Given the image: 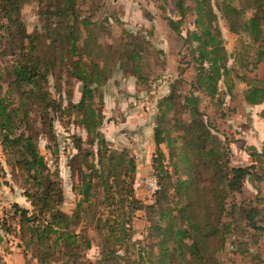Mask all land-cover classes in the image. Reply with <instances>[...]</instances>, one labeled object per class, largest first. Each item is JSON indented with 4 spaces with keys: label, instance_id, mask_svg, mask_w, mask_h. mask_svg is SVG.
<instances>
[{
    "label": "rangeland",
    "instance_id": "rangeland-1",
    "mask_svg": "<svg viewBox=\"0 0 264 264\" xmlns=\"http://www.w3.org/2000/svg\"><path fill=\"white\" fill-rule=\"evenodd\" d=\"M177 2L187 9L180 10ZM223 2L236 7L240 5L239 0H76L75 13L79 16L77 44L81 47L84 39L89 37L95 42L89 45L93 47L91 55H82V59L97 63L103 70L101 85L93 90V108L103 115L99 129L108 150L106 153L123 151L134 162L133 171H129V165L122 171L123 185L127 190L128 185L131 188L129 197L124 189L116 186L115 197L110 204L98 186L92 202L83 204L87 210L83 211L76 207L80 199L73 188L77 176L72 178L68 162L77 153L76 137L82 138L84 149L92 151L88 162L97 164L100 145L85 142L86 134L71 105L80 98L81 83L70 74L68 45L64 41L59 42L56 35L65 34L66 29H51L55 18L45 13L47 7L58 5V0L17 1L22 23L17 25L19 31L22 29L25 34L37 35L36 53L32 52L28 57H37L45 63L53 52H57L64 59L46 76L45 88L54 100V106L45 108L44 103L27 99L26 108L32 124L27 132H38V149L50 170L57 171L60 177L62 204L59 207L72 215L73 221L68 229L80 236V247L72 260L76 264H157L159 255L163 264L183 263L184 256L177 253L175 259L169 260L168 252L172 249L170 235H157L155 228L159 223H167L168 210L175 213L183 204L194 205V200H177L173 185L169 187L166 198H160L155 191L162 184L160 162L173 180L187 178L189 168L185 164L187 153L181 136L182 125L191 120L190 109L195 110V106L199 113L197 119L203 122L204 131L216 138L224 149L221 154L225 163L223 168L229 171L234 167H245L249 172L238 179L239 188L223 187L220 193L223 209L216 214L221 221L233 222L238 228L232 227L221 249L216 250L217 244L212 242L208 254L214 252L221 264H264V101L249 105L243 100L246 81L264 79V58L258 60L256 45H252L245 32L232 28L221 11ZM198 4L214 13L210 22L212 31L222 39L226 53L227 72L218 80V91L213 97L197 87L199 61L193 50L196 43L186 40L189 32L199 30L195 22ZM246 5L243 17L255 12L253 6L257 3L252 1ZM83 17L92 25L84 28L79 23ZM170 20L178 21L177 30ZM3 22L5 20L0 21V97L6 96L9 89L8 72L23 41V37L20 38L23 31L21 35L17 34L18 29L14 25L7 28ZM53 39H57V44L52 45ZM23 44L24 50H28L29 39L25 38ZM79 52V55L83 54V49ZM135 53L138 56L133 60ZM203 64L207 66L208 63ZM171 92L176 101L160 121L165 108L162 100ZM7 95L13 98L11 107H16L15 90ZM192 95L198 98L197 104L189 108L182 106L184 97ZM158 121L162 122L160 126L164 134L173 141L169 146L166 141L157 145L153 139ZM50 124L55 139L48 138ZM22 127L26 129L25 125ZM17 158L16 153H7L0 144V197L8 203L7 222L1 226L0 221V264H42L38 257L44 256L45 248L39 249L35 233L29 227L31 223L26 222L20 211L15 212L13 207L18 201L19 207L32 211L30 201L23 195L31 185L25 183L24 172L13 165ZM92 181L94 184L100 182L97 176H93ZM217 201H220V196ZM237 205L255 208L259 212L255 218L259 228L249 224L245 211L236 213L235 210L234 213ZM37 217L33 227L42 229L46 218ZM118 220L126 228V235L122 238L125 242L121 243H116L112 234L124 235L123 230H112ZM55 238L51 234L49 242H54ZM32 240H35L34 245L29 246ZM50 255L44 256L47 262L43 264H60L68 259L61 256L60 246L53 247Z\"/></svg>",
    "mask_w": 264,
    "mask_h": 264
},
{
    "label": "trees",
    "instance_id": "trees-1",
    "mask_svg": "<svg viewBox=\"0 0 264 264\" xmlns=\"http://www.w3.org/2000/svg\"><path fill=\"white\" fill-rule=\"evenodd\" d=\"M17 1L0 0V21L5 20L3 24L8 25L7 28H11L14 25L18 29L17 25L21 26L22 24L18 15ZM252 1L257 3V5L253 6L255 12L245 17L241 16L245 15L246 4H251ZM239 2V7L223 2L220 7L221 11L228 18L232 28L241 29L248 35L252 45H256L258 60H261V58H264V0H239ZM75 3L76 0H58V5L47 7L45 13L55 18V21L51 23V29H54V31L60 28L66 29L65 34L57 33L56 35L59 42L63 43L64 41L68 45L67 52L69 53L71 64L70 74L81 83L80 98L71 105L75 109L78 122L86 134L87 139L85 142L90 145H100L97 164L93 161L88 162V157L93 155L92 151L84 149L81 146L84 141L81 137H76L77 153L71 156L68 162L72 178L77 176L73 188L79 194L80 199L76 207L87 211L84 210L83 204L89 205L92 202L93 197L98 192V186L100 187L99 191H103L106 199L110 200V204L115 197L114 188L116 186H119L120 190L124 189L125 195L130 196L131 188L128 185L127 190L123 185L122 171L128 165L130 166L129 171H133L134 162L123 151L106 153L108 150L104 147V138L99 129L103 115L100 110L93 108V90L101 85L103 79L101 73H103V70L97 63L86 62V60L82 59V55H91L93 47L89 45L93 41L89 37L84 39L81 47L77 44L78 35L76 29L79 25L77 21L79 16L75 13ZM177 5L180 10L187 9L182 7L181 2H177ZM196 14L198 17L195 22L199 30L189 32L186 40L196 43L193 50L197 53L199 61L196 75L197 87L207 96L213 97L218 91V80L227 72L226 53L222 45V39L218 38L212 31L213 25L210 23L214 16L212 10L205 8L202 4H198ZM238 18L240 19L239 22L237 21ZM79 23L83 24L84 28L92 25V22L85 17ZM170 23L177 30L178 21L170 20ZM21 32L22 35L20 34ZM17 34L21 35L20 38L23 37V41L25 38L29 39V48L25 51L23 41H21L18 56L8 72L10 78L9 89L6 91V96L0 97V144L7 153L14 152L18 155L13 165L18 166L24 172L25 183L31 185L30 188L24 191L23 195L30 201L32 211L30 213L27 208L19 207L16 203L13 204V207L15 212L20 211L26 222L29 221L31 223L29 227L35 233V239L40 246L39 249L45 248L44 256L51 257L52 248L60 246L61 256L68 257L66 261L60 264H76L72 260L80 247L78 243L80 236L68 229V226L73 221L72 215L66 214L59 207L62 204L60 177L57 171L50 170L44 156L38 149V132H27V130H31L32 126L29 122V111L26 108L27 99L31 98L40 104L44 103L45 108L50 105L54 106L55 102L50 98L49 91L45 88L46 76L52 67L64 59L62 54L57 52H53L45 63L37 57L35 59L29 58L28 54L36 53L37 35L25 34L22 29L21 31L18 29ZM55 44H57V39H53L52 45ZM80 49H83V54L81 55H79ZM74 56L77 57L74 59ZM137 56V53H135L132 59L135 60ZM204 62L208 63L207 66L203 64ZM43 65L45 67L42 70ZM246 83L247 88L243 94V100L249 105L261 104L264 101V79L256 78L246 81ZM14 90L17 96V106L11 107L13 98L10 99L7 94L13 93ZM175 101L173 92L162 100L165 108L161 112L162 119L160 121H163L164 115ZM197 101L198 98L196 96H185L182 106L189 108L196 105ZM190 113L191 120L182 125L183 134L181 135L185 140L183 147L187 153L185 162L189 168L187 178H176L173 180L160 162L159 172L161 173L162 184L161 188L155 193L160 198H166L169 187L173 185L174 195H176L177 200L193 198L194 205L183 204L177 208L175 213L168 210L167 215L161 211L160 213L169 216V219L165 224H157L155 230L157 235L162 233L163 235H170L172 241L171 252H168L170 261L175 259V254L177 253L180 256H184L185 260L182 264H221L214 252L210 255L208 254L209 246L213 242L217 244L216 250L221 249L226 235L231 232L232 227L235 225L233 222L221 221L219 214H216L218 210L223 209V197L220 193L225 186H230L232 189L239 188L238 179L249 172L245 167H234L226 171L223 168L225 163L221 158L224 149L219 145L216 138L210 137L204 131L203 122L197 119V114L199 113L196 106L195 110L190 109ZM262 116L264 117V114ZM45 124L46 122L44 121L43 125ZM24 125L26 129L22 127ZM160 125H162V122L159 123L158 121L154 129L153 139L157 145L162 141H166L167 146H169L173 141L164 134V129ZM51 128L50 124L47 130L48 138L55 139ZM160 155H162L161 152ZM173 165L176 167L175 162ZM83 166L86 167L83 168ZM229 173L232 174L230 175ZM93 176L99 178L100 182L98 184L93 183ZM233 185L237 186L233 187ZM219 196L220 201H217ZM215 203H217L216 206ZM116 204H118V201H116ZM235 210L236 213L245 211L249 224L253 228L258 227L255 218L259 216V212L255 208L237 205L234 213ZM37 216L46 218L42 229L38 226L33 227V221L38 218ZM0 221L1 226H3V222H7V214ZM116 223L117 226L112 230H123L124 235L113 232L115 242H125L122 239L126 235L125 225L120 220ZM235 227L238 228L237 225ZM51 234L56 236L55 241L52 243L49 242ZM34 242L35 240L29 241L28 245H34ZM159 244L161 245V241H159ZM86 245L89 246V243L87 242ZM162 251L164 252L163 249ZM110 253H113V251H110ZM44 256L38 257L39 262L42 264L47 262V258ZM159 257L157 264H163L161 255Z\"/></svg>",
    "mask_w": 264,
    "mask_h": 264
},
{
    "label": "built area",
    "instance_id": "built-area-1",
    "mask_svg": "<svg viewBox=\"0 0 264 264\" xmlns=\"http://www.w3.org/2000/svg\"><path fill=\"white\" fill-rule=\"evenodd\" d=\"M5 208L6 203L5 201L0 197V219H2L5 215Z\"/></svg>",
    "mask_w": 264,
    "mask_h": 264
},
{
    "label": "crops",
    "instance_id": "crops-1",
    "mask_svg": "<svg viewBox=\"0 0 264 264\" xmlns=\"http://www.w3.org/2000/svg\"><path fill=\"white\" fill-rule=\"evenodd\" d=\"M19 197L22 198V196H19ZM3 200H4V199H3ZM4 201H5V200H4ZM16 202H18V201H15V203H16ZM5 203H6V208H5V214H6V212L8 211V209H7V206H8L7 204H8V203H7L6 201H5Z\"/></svg>",
    "mask_w": 264,
    "mask_h": 264
},
{
    "label": "water",
    "instance_id": "water-1",
    "mask_svg": "<svg viewBox=\"0 0 264 264\" xmlns=\"http://www.w3.org/2000/svg\"><path fill=\"white\" fill-rule=\"evenodd\" d=\"M1 240V239H0Z\"/></svg>",
    "mask_w": 264,
    "mask_h": 264
}]
</instances>
